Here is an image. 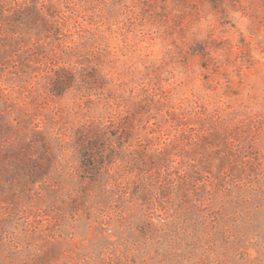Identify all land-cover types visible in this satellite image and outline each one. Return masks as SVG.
I'll return each mask as SVG.
<instances>
[{"label":"rangeland","instance_id":"obj_1","mask_svg":"<svg viewBox=\"0 0 264 264\" xmlns=\"http://www.w3.org/2000/svg\"><path fill=\"white\" fill-rule=\"evenodd\" d=\"M0 264H264V0H0Z\"/></svg>","mask_w":264,"mask_h":264}]
</instances>
